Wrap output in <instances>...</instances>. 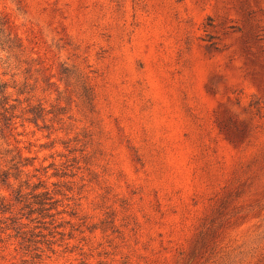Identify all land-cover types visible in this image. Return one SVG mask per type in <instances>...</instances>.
<instances>
[{
	"label": "rangeland",
	"instance_id": "374dc122",
	"mask_svg": "<svg viewBox=\"0 0 264 264\" xmlns=\"http://www.w3.org/2000/svg\"><path fill=\"white\" fill-rule=\"evenodd\" d=\"M0 17V264H264V0Z\"/></svg>",
	"mask_w": 264,
	"mask_h": 264
},
{
	"label": "trees",
	"instance_id": "16d2710c",
	"mask_svg": "<svg viewBox=\"0 0 264 264\" xmlns=\"http://www.w3.org/2000/svg\"><path fill=\"white\" fill-rule=\"evenodd\" d=\"M6 25L5 21L0 17V55L4 52H12L13 47L12 45H8L9 42H11V33L6 34L7 29L4 27ZM10 85L7 80L4 79L3 76L0 75V132L3 134V138H5V142L8 146L11 144L9 143V136H12L13 134L10 133L9 135L6 134V130L12 131V121L14 119V115L10 113V110L13 109V106L9 104L10 98L12 97V93L9 92ZM30 113L32 114V117L30 118L31 122L34 121V123L37 124L39 119L42 115H39L38 109L31 108ZM19 154V153H18ZM18 158L21 159L14 163L15 168L20 172L24 173V170L21 168H24L27 166L26 164H22V158L21 155H18ZM13 160H16L14 158ZM27 160V159H26ZM36 204L43 207L44 203L42 201H36ZM5 208V207H4Z\"/></svg>",
	"mask_w": 264,
	"mask_h": 264
}]
</instances>
